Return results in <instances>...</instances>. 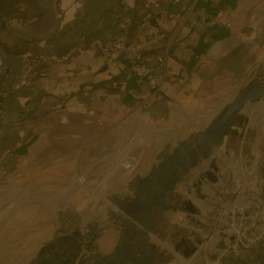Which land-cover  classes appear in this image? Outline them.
I'll list each match as a JSON object with an SVG mask.
<instances>
[{"label": "crops", "instance_id": "obj_1", "mask_svg": "<svg viewBox=\"0 0 264 264\" xmlns=\"http://www.w3.org/2000/svg\"><path fill=\"white\" fill-rule=\"evenodd\" d=\"M219 10L226 11L232 28L216 20ZM148 12L153 14L150 25L140 27ZM154 16L164 22L161 40L153 37ZM173 23L178 34L161 66L157 58L176 31ZM117 37L129 47L143 43L145 61L156 66L148 79L135 73L127 91L111 83L127 74L134 54L124 51L109 60L101 56ZM30 60L36 66L27 70ZM262 75L264 0H0V182L23 181L25 198L34 179L47 194L58 191L44 202L22 201L11 217L0 219V264H30L46 244L76 231L88 234L82 243L97 233L92 249L112 252L120 237L118 219L124 215L120 207L135 194L132 180L149 166H138L142 159L134 150V167L108 173L103 196L96 198L77 185L76 175L92 163L101 174L107 172L113 148L127 140L130 117L140 114L137 108L151 81L162 82V91L145 110L171 135L199 126L207 108L213 107L215 116L227 103L221 104L225 96ZM246 142L257 153L264 147L251 136ZM259 161L264 177V153L259 152ZM90 181L96 184L97 176ZM172 214L174 225L179 219L193 223L185 211ZM241 259L264 264V245ZM153 264L178 262L162 261L156 253Z\"/></svg>", "mask_w": 264, "mask_h": 264}, {"label": "built area", "instance_id": "obj_2", "mask_svg": "<svg viewBox=\"0 0 264 264\" xmlns=\"http://www.w3.org/2000/svg\"><path fill=\"white\" fill-rule=\"evenodd\" d=\"M186 14L191 13V8L184 6ZM175 18V14H170ZM153 18L151 12L146 13L140 22V27L147 28ZM156 28L153 37L161 40L164 37V22L159 16H154ZM216 20L223 25L232 28V23L227 18L226 11L219 10ZM176 28L173 36L165 43L164 48L157 58L161 66H166L172 42L178 34L176 23L171 25ZM152 35V34H151ZM145 45L141 42H134L130 47L120 38H114L107 42L102 50L101 56L105 60L113 58L124 51L134 54L133 61L129 66L127 74L123 77L112 79L111 85L121 91H127L130 78L138 73L142 79H148L155 70L154 65L148 64L143 52ZM93 53L92 56H95ZM36 66V60H30L27 70ZM162 82L151 81L150 91L144 96L137 109L143 126H150L159 129L155 122L151 120V115L145 107L154 103L161 94ZM251 125H248L239 139L236 148L228 146V137L203 157L200 164L194 167L183 182V185L176 188V194L181 202L191 200L197 209V213L189 218L193 223L186 224L188 233H183L173 242V247H169V252L177 257L180 264H236L241 258H246L248 251L256 245H264V177L260 174L259 152L264 153V147L257 152L248 149L246 146L247 133L250 132ZM238 133L242 134V127L234 126ZM260 144H264V130L260 138H256ZM215 161L217 170L212 167ZM136 157L131 149L122 148L110 164L107 172L101 174L97 163H92L77 175V185L85 188L90 195L97 194L103 196L101 187L105 176L112 173L116 168L129 170L134 167ZM208 170L216 176L212 181L204 176ZM97 176V183L90 181L91 177ZM200 179L201 183L196 184ZM104 185V183H103ZM177 226H182V222L177 221ZM202 239L201 244H197L195 236ZM159 243V242H157ZM198 246V250L190 256H184L181 252L175 251V245ZM223 244V247L219 246ZM248 264V263H246Z\"/></svg>", "mask_w": 264, "mask_h": 264}, {"label": "water", "instance_id": "obj_3", "mask_svg": "<svg viewBox=\"0 0 264 264\" xmlns=\"http://www.w3.org/2000/svg\"><path fill=\"white\" fill-rule=\"evenodd\" d=\"M262 103L264 75L249 80L243 90L237 92L218 114L208 119L204 129L181 141L150 174L136 181L138 185L134 196H127V203L120 207L124 215L118 219L120 237L112 252L102 254L92 249L97 233H93V240L89 243H82L88 234L76 231L74 234L59 236L46 244L30 264H153L157 242L152 238L151 220L171 210L185 211L189 217L197 213L191 200L182 201L179 207L173 205L172 201L177 195L176 188L188 178L191 170L200 164L202 158L210 153L220 139L238 133L234 126L236 123L242 125L248 122L250 107ZM212 167L214 170L218 169L215 161L212 162ZM204 176L212 181L216 180L210 170ZM162 177L167 178L166 185L162 188L164 192L162 198L157 197L154 201L152 196L159 189L158 184ZM200 183L201 180L197 179L196 184ZM69 240H73V243L68 244ZM195 241L197 244L202 243L197 235ZM219 247L222 248L223 244ZM174 248L184 256H190L198 250V246H182L179 243Z\"/></svg>", "mask_w": 264, "mask_h": 264}, {"label": "rangeland", "instance_id": "obj_4", "mask_svg": "<svg viewBox=\"0 0 264 264\" xmlns=\"http://www.w3.org/2000/svg\"><path fill=\"white\" fill-rule=\"evenodd\" d=\"M244 65L239 66L240 69H242ZM262 72V70H259ZM244 85L238 87V91L240 92L243 90ZM233 98V96H225L223 98L221 104L228 100L230 101ZM227 101V102H228ZM213 107L210 109L207 108V110H204L201 112L200 120L201 123L199 126L194 127L193 129H185L181 133H171V135L164 133L160 128L159 129H153L150 126H143V124H140L139 121V115L135 114L134 117H130L132 119V122H130V128H129V134L127 137V140L125 138V142L123 145H116V147L113 148V159H115V156L121 151L122 148L131 149L132 151H136L140 154V160L142 159L143 164H141L142 161H139L138 166H142L144 169V166H149L148 171L143 172L142 176H137L135 179H133L131 183V188L135 189L134 187L137 186L136 180H139L141 178L146 177L148 174L151 173L152 169L155 167V164H159V162L166 157L167 154L172 153L176 146L183 140L187 139L192 133H197L205 128L206 123L205 121H208L212 117V114L216 111H212ZM259 111H262L261 108H259ZM221 110V109H220ZM220 110L217 112V114L220 112ZM264 112V110H263ZM210 115V117H209ZM132 116V115H131ZM250 116V115H249ZM261 112H259V118L255 125L251 124V116L249 117L248 122L244 123L243 125L239 126L242 127V135L245 131L246 127L248 125H251V128L249 129L250 132L247 133L246 137H250L253 139L260 138L262 129H261ZM203 122V124H202ZM195 123V121H194ZM205 123V124H204ZM202 124V125H201ZM143 126V127H142ZM252 130V131H251ZM114 131V137L117 136L120 138V131L113 129ZM195 131V132H194ZM261 132V133H260ZM241 133H237L234 136H229L228 144L231 148H236L238 145V140L242 137ZM224 138L220 139L216 146L210 150L214 151L217 145L221 144L223 142ZM166 142V143H164ZM259 143V142H258ZM121 147V149H120ZM145 163V164H144ZM133 168V167H132ZM131 168V169H132ZM21 183V184H20ZM20 183H17V181H3L0 182V219H7L12 216L16 206L25 200H36L39 202H44L50 199L52 196H54L57 192H51L47 194V192H44L41 188L42 182H37V180L34 179L33 182V189L32 193L28 195V198H25V185L23 184V181H20ZM180 186L183 185L181 182L179 184ZM63 191V190H62ZM51 195V196H50ZM60 194H57V196ZM95 198L97 197V194L92 195ZM56 197V196H55ZM54 197V198H55ZM172 212L175 211H169L166 214H164L162 217H159L156 219V221L153 222L152 225V238L159 237L161 242L157 243L156 253L160 255L162 261H171V259L177 260L178 264L179 261L177 257H174L169 251V247L172 248L173 242L178 238L180 234L188 233V227L183 222V219H179L180 222H182V226H177V224L171 223V215ZM180 218H182V213H180ZM154 234V235H153ZM164 240V241H163ZM155 242V241H154ZM156 243V242H155ZM168 247V248H167ZM168 252V253H167Z\"/></svg>", "mask_w": 264, "mask_h": 264}, {"label": "bare ground", "instance_id": "obj_5", "mask_svg": "<svg viewBox=\"0 0 264 264\" xmlns=\"http://www.w3.org/2000/svg\"><path fill=\"white\" fill-rule=\"evenodd\" d=\"M259 108H261V110L262 111H259ZM263 110H264V103H262V104H258V105H253L252 107H250V109H249V113H250V116H251V124L252 125H255L256 123H257V121H258V118H259V112H261V116H262V118H261V120H262V124L260 125L261 126V129L262 130H264V112H263ZM136 117V116H135ZM209 117H210V115H209ZM139 121H141V120H139ZM141 124V123H140ZM143 127V126H142ZM251 128V127H250ZM261 133V132H260ZM77 176V175H76ZM69 188H66L64 191L65 192H69ZM65 192H63L62 194H60V195H56V197L54 198V199H59V197H61L63 194H65ZM103 192V191H102ZM63 196H65V195H63ZM154 235V234H153ZM153 240L155 241V242H161V240H160V238L159 237H153ZM164 241V240H163ZM168 248V247H167Z\"/></svg>", "mask_w": 264, "mask_h": 264}, {"label": "flooded vegetation", "instance_id": "obj_6", "mask_svg": "<svg viewBox=\"0 0 264 264\" xmlns=\"http://www.w3.org/2000/svg\"><path fill=\"white\" fill-rule=\"evenodd\" d=\"M155 169V167L153 168ZM169 170V168L167 169V171ZM170 173V172H169ZM166 182H167V178L166 177H162L161 181L159 182L158 186H159V189L156 190V193L153 194L152 196V199L155 201L158 198H162V193L164 192V190H162V188L166 185ZM169 202V201H167ZM149 203V202H148ZM173 205H175L176 207L180 206L181 204V200H180V197L179 196H175V199L172 201ZM172 211V210H171ZM158 217L154 218L151 220V226L153 225V222L156 221Z\"/></svg>", "mask_w": 264, "mask_h": 264}, {"label": "trees", "instance_id": "obj_7", "mask_svg": "<svg viewBox=\"0 0 264 264\" xmlns=\"http://www.w3.org/2000/svg\"><path fill=\"white\" fill-rule=\"evenodd\" d=\"M245 259H246V258H245ZM243 263L246 264V263H245V260L240 259V261H238V263H236V264H243Z\"/></svg>", "mask_w": 264, "mask_h": 264}]
</instances>
